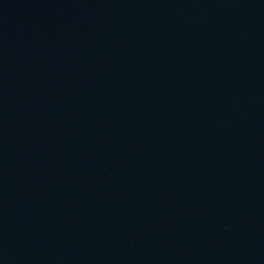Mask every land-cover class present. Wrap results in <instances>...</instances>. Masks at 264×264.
<instances>
[{"label": "water", "instance_id": "water-1", "mask_svg": "<svg viewBox=\"0 0 264 264\" xmlns=\"http://www.w3.org/2000/svg\"><path fill=\"white\" fill-rule=\"evenodd\" d=\"M0 264H264V0H0Z\"/></svg>", "mask_w": 264, "mask_h": 264}]
</instances>
